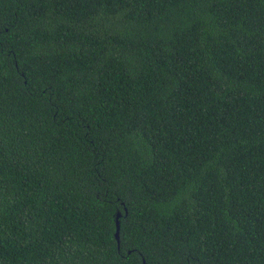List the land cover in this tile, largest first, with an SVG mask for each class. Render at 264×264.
Wrapping results in <instances>:
<instances>
[{"label":"trees","instance_id":"16d2710c","mask_svg":"<svg viewBox=\"0 0 264 264\" xmlns=\"http://www.w3.org/2000/svg\"><path fill=\"white\" fill-rule=\"evenodd\" d=\"M0 264H264V0H0Z\"/></svg>","mask_w":264,"mask_h":264},{"label":"water","instance_id":"95a60500","mask_svg":"<svg viewBox=\"0 0 264 264\" xmlns=\"http://www.w3.org/2000/svg\"><path fill=\"white\" fill-rule=\"evenodd\" d=\"M121 215L120 211L117 212V217H116V231H115V237L118 241L120 240V221H119V216Z\"/></svg>","mask_w":264,"mask_h":264}]
</instances>
